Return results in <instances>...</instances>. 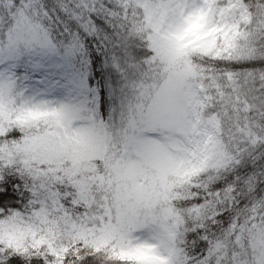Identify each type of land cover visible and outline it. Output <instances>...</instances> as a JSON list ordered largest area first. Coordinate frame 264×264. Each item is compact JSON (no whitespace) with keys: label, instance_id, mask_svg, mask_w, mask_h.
<instances>
[{"label":"trees","instance_id":"1","mask_svg":"<svg viewBox=\"0 0 264 264\" xmlns=\"http://www.w3.org/2000/svg\"><path fill=\"white\" fill-rule=\"evenodd\" d=\"M183 22L192 27L184 36L207 47L192 59L187 126L135 130L133 107L169 56L156 40ZM19 29L38 41L7 56L6 39ZM1 58L2 103L37 96L71 106L82 149L98 152L76 174L61 161L49 180L0 163V232L8 235L0 264H141L150 249L171 264L251 254L250 242L234 239L264 224V0H0ZM57 122L45 128L54 140L67 134ZM22 136L13 126L0 141ZM129 136L154 145L183 177L171 207L181 226L174 216L139 229L108 226L100 199L88 204L82 194L103 190L114 166L145 162Z\"/></svg>","mask_w":264,"mask_h":264},{"label":"rangeland","instance_id":"2","mask_svg":"<svg viewBox=\"0 0 264 264\" xmlns=\"http://www.w3.org/2000/svg\"><path fill=\"white\" fill-rule=\"evenodd\" d=\"M179 25V30L171 34L163 32L161 34L163 38L156 40V43L159 46L162 45V49L166 50L169 56L163 64L159 83L153 85L149 95L143 94L145 99L133 107L134 114L128 122L135 130L157 127L183 130L187 126L186 106L188 104L186 101L190 98V87L196 74V66L192 59L194 56L205 55L207 47L205 41L199 43L194 36L193 38L189 36L188 39L184 36L187 33L185 28H192L191 25L185 22ZM176 27L174 26V30ZM198 34L199 32L195 34L196 37ZM37 41L33 33L19 29L6 39L5 47L9 54L7 56L16 55L20 46L31 48L28 44H36ZM8 86L10 94L12 86ZM52 87V84L51 86L47 84L43 90L46 92ZM1 89L0 93H3L4 90ZM5 93L8 94L7 91ZM8 102V104L2 103L0 97V137L13 126H16L23 136L17 142L0 141V163L28 173L34 178L46 177L48 180L53 178L58 170L63 169L59 167L54 172L55 166L61 161L67 160L65 162L69 165V171L66 169L65 172L74 174L82 171L87 163L93 164L92 157L96 156L98 151L82 149L83 143H80L81 140L79 142L81 134H78L79 124L72 125L77 118L70 116V114L74 115L71 106L58 109L59 103L37 100V96L27 101L9 97ZM79 106L75 105V110ZM43 119L47 121L44 123V128L41 125ZM57 121L63 124L67 134L63 133L59 139L54 140L53 130L45 128L51 127L54 122L57 124ZM128 132L130 131L125 132V135H132ZM129 138L135 141V154L139 155L140 161L145 160V162L138 163L135 168L114 166L113 171L109 172L110 178L106 181V186L100 190L101 193L96 192L93 197L91 193L89 195L82 192L88 204L96 205L97 202L94 199H100L102 211L98 214L107 218L108 226L114 223V225L122 224L128 230L139 229L147 223H156L159 220L165 222L174 216L176 211L171 210L172 201L180 195V189L185 184L182 181L183 177L177 174L171 161L168 158H161L159 150H155L154 145L138 137L129 136ZM197 149V143L193 142L190 146L191 153ZM151 155L155 158H151ZM218 162V159H213L212 165H219ZM174 217V226H181L182 217L179 215ZM262 230H264V224H256L254 230H247L243 237L234 239L237 243L250 242L251 254L247 251L239 257L235 250L228 257L222 255L215 257L216 264H264V231ZM9 235L12 236L13 233L9 232ZM7 236L4 232H0V238H7ZM141 255L143 257L141 264H171L170 261L160 263L157 250H143Z\"/></svg>","mask_w":264,"mask_h":264}]
</instances>
